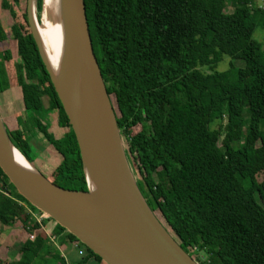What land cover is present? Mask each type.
<instances>
[{
    "label": "trees",
    "instance_id": "trees-1",
    "mask_svg": "<svg viewBox=\"0 0 264 264\" xmlns=\"http://www.w3.org/2000/svg\"><path fill=\"white\" fill-rule=\"evenodd\" d=\"M83 1L125 154L149 209L198 264H264V51L253 39L256 19L264 29V0H237L229 13L227 0ZM18 4L0 0L12 18ZM36 10L40 16L42 0ZM9 37L23 110L14 130L3 123L7 135L30 163L32 142L52 147L61 160L54 178L46 177L60 188L86 192L75 136L34 38L16 23L8 31L0 23V43ZM225 57L229 69L217 71ZM11 59L10 50L0 51V95L10 86L3 62ZM52 111L66 120L61 137L45 123ZM135 127L140 131L132 135ZM0 181V225L20 220L30 234L39 230L26 206L37 209L1 170ZM65 240L77 241L68 233L60 243ZM80 247L85 258L79 264L102 262ZM200 253L206 261H199ZM20 254L8 264H68L39 233L23 242Z\"/></svg>",
    "mask_w": 264,
    "mask_h": 264
},
{
    "label": "water",
    "instance_id": "water-1",
    "mask_svg": "<svg viewBox=\"0 0 264 264\" xmlns=\"http://www.w3.org/2000/svg\"><path fill=\"white\" fill-rule=\"evenodd\" d=\"M62 9L66 53L58 78L52 75L36 36V0H31L27 20L75 136L87 191L60 188L34 167L17 164L14 153L19 151L1 116L0 170L24 200L105 264H198L163 227L138 190L94 55L84 1L62 0ZM90 172L97 181L95 190L89 187Z\"/></svg>",
    "mask_w": 264,
    "mask_h": 264
},
{
    "label": "rangeland",
    "instance_id": "rangeland-1",
    "mask_svg": "<svg viewBox=\"0 0 264 264\" xmlns=\"http://www.w3.org/2000/svg\"><path fill=\"white\" fill-rule=\"evenodd\" d=\"M237 0H227L225 3V12L233 11L234 7L237 4ZM31 0H19V4L17 6L12 5L15 10V18H12L8 11L3 10L0 5V23L2 27H4L5 31H8L12 24L16 23L19 25L21 31L24 34L31 33L30 26L24 20V15H28V10L30 9ZM258 6H262V3L259 2ZM40 16L37 17L38 22H40ZM256 29L253 34V39L256 40L261 50L264 51V29L261 26L260 20L256 19ZM5 50H10L12 54V59L10 61H4V69L8 75L10 80L9 89L3 94L0 95V116L3 123L6 126L14 130L15 129V118L20 114L23 110L22 105V96L21 90L16 84V69H15V61H16V47L14 41L9 37L4 42L0 43V51L3 52ZM235 68L243 67V63L240 61H234ZM230 67V59L225 57L221 63L215 68L217 71H226ZM45 123L49 127V131L55 135V137H61L64 132L66 131V120L58 118L57 113L51 112L45 116ZM140 131V127H135L131 130V134L135 135ZM19 145L24 144L23 136H19L17 139ZM38 142V141H37ZM124 144V143H123ZM125 146V144H124ZM69 147L65 148L66 152H69ZM30 157L33 159V167L42 173L43 175H47L49 179H53L54 169L56 165L59 163L61 158L57 153L53 150L52 147L44 145L43 147L40 145H36L34 142L31 144L30 148ZM129 168L131 173L133 174L134 166L131 162H129ZM138 180V176H136ZM2 185V181H0V186ZM28 213L32 212L35 216L39 214L38 210H33L29 206H26ZM33 220L35 221V217L32 216ZM36 222V221H35ZM48 221L42 224V228L40 227L39 230L30 234L28 231L24 229L20 220L15 221L12 226H3L0 225V261L2 264L14 263L18 261L21 257L20 254V247L22 246L23 242L26 240L33 241L36 238V235L47 237L54 236L55 238H63L66 235V232L61 230V227H57L54 224V221ZM58 225V224H57ZM33 237L32 239L30 237ZM55 245V244H54ZM59 248L60 253L64 256L68 264H79L85 257H82L77 254V249H72L67 244L62 245L60 243V239L56 242L55 245ZM80 249L84 252L83 248ZM60 254V255H61ZM61 255V256H62ZM94 262L91 259L90 262ZM199 261H206V256L203 253L199 254ZM88 261L84 262L83 264H90Z\"/></svg>",
    "mask_w": 264,
    "mask_h": 264
},
{
    "label": "bare ground",
    "instance_id": "bare-ground-1",
    "mask_svg": "<svg viewBox=\"0 0 264 264\" xmlns=\"http://www.w3.org/2000/svg\"><path fill=\"white\" fill-rule=\"evenodd\" d=\"M35 32L41 44L47 65L52 75L58 78L64 54L66 53L62 0H43L40 22L37 21ZM14 154L17 164L27 169L33 168L21 153L15 152ZM88 183L91 190L97 188V181L94 178L93 172L88 174Z\"/></svg>",
    "mask_w": 264,
    "mask_h": 264
},
{
    "label": "built area",
    "instance_id": "built-area-1",
    "mask_svg": "<svg viewBox=\"0 0 264 264\" xmlns=\"http://www.w3.org/2000/svg\"><path fill=\"white\" fill-rule=\"evenodd\" d=\"M30 214H31V217L32 216L35 217L36 223L41 225V228H42V224L44 223V221L49 219L46 215L42 214L41 212L37 216H35L32 212H30ZM47 237L51 242H53L56 245V242L60 239L61 236H59L58 238H55L54 236L51 237L48 235ZM30 238L32 239L33 237L31 236ZM65 244L70 246V248H72V249L79 248V242L78 241H72V242L67 243V240H65ZM77 251H78L77 252L78 255H80V256L84 255V252L81 249H77Z\"/></svg>",
    "mask_w": 264,
    "mask_h": 264
},
{
    "label": "crops",
    "instance_id": "crops-1",
    "mask_svg": "<svg viewBox=\"0 0 264 264\" xmlns=\"http://www.w3.org/2000/svg\"><path fill=\"white\" fill-rule=\"evenodd\" d=\"M44 222H46V221H44ZM48 224V223H47ZM93 260V259H92ZM91 261V259H89L88 260V262L90 263V264H97V262L94 260V262L92 261V262H90ZM87 262V263H88ZM100 264H105L104 262H101Z\"/></svg>",
    "mask_w": 264,
    "mask_h": 264
}]
</instances>
